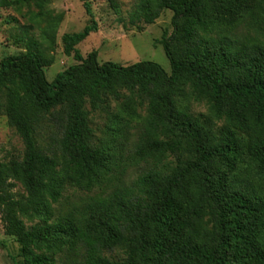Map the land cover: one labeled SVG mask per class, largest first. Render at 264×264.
<instances>
[{
  "label": "trees",
  "instance_id": "trees-1",
  "mask_svg": "<svg viewBox=\"0 0 264 264\" xmlns=\"http://www.w3.org/2000/svg\"><path fill=\"white\" fill-rule=\"evenodd\" d=\"M79 1L89 22L61 38L78 64L48 82L33 43L0 62V116L23 144L21 160L0 164L1 221L19 245L15 264H55L64 250L81 264H264V201L228 182L239 159L235 131L251 136L250 154L264 165V49L228 32L249 0H137L129 24L139 30L172 13V34L159 42L170 74L153 62L100 64L96 52L84 59L77 46L98 25L88 0ZM181 99L204 103L208 117L178 110ZM113 103L145 108L147 137L136 155L152 168L88 215L53 221L67 184L90 191L111 171L115 157L95 143L90 115ZM8 180L26 195L16 199ZM114 249L123 260L103 255Z\"/></svg>",
  "mask_w": 264,
  "mask_h": 264
},
{
  "label": "rangeland",
  "instance_id": "rangeland-1",
  "mask_svg": "<svg viewBox=\"0 0 264 264\" xmlns=\"http://www.w3.org/2000/svg\"><path fill=\"white\" fill-rule=\"evenodd\" d=\"M37 2L38 0H30L17 4L16 0H0V62L5 57L26 51L30 44H36L47 62L44 68L46 79L52 82L57 74L78 64L72 56L63 53L62 36L82 31L88 24L89 17L79 0H51L42 9ZM88 2L98 31L90 34L77 46L84 59L96 52L100 64L111 62L128 66L138 62H153L167 74L171 73L170 63L159 44L164 34H172L170 11H163L152 25L140 24L142 29L139 30L129 24V15L134 11L137 0ZM228 32L230 38L236 39L248 49H264V14L257 0L246 1L242 21ZM177 108L194 117H208L204 103L181 99L177 101ZM146 115L143 106L132 113L125 112L120 105L114 103L107 111L90 115L95 143L108 148L115 157L111 160V171L90 191L67 184L59 201L52 205L53 221L88 215L89 209L98 207L101 201L112 199L115 194H123L138 177L152 168L151 160L144 161L136 155L137 145L147 137ZM222 125L223 123L216 122L214 127L219 129ZM235 138L239 147V159L228 177L229 185L264 201V165L250 154L251 136L239 130L235 131ZM41 142L43 146L49 143L45 137ZM22 153L21 139L8 125L7 118L0 116V164L21 160ZM172 160L168 158L163 162L164 166L172 165ZM8 183L13 184L10 192L16 199L26 195L18 181L8 180ZM23 222L26 226L32 224L26 220ZM37 222V219L33 221L34 224ZM18 253L19 245L13 237L5 235L0 214V264H15ZM103 255L115 261L125 257L119 249ZM76 256L73 251L64 250L54 257L55 264H81V256L78 253Z\"/></svg>",
  "mask_w": 264,
  "mask_h": 264
}]
</instances>
